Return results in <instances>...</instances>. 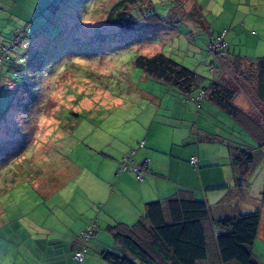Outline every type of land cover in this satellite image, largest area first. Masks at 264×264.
Wrapping results in <instances>:
<instances>
[{
    "label": "rangeland",
    "instance_id": "obj_1",
    "mask_svg": "<svg viewBox=\"0 0 264 264\" xmlns=\"http://www.w3.org/2000/svg\"><path fill=\"white\" fill-rule=\"evenodd\" d=\"M53 1L0 0V42L12 44L0 59V145L10 139L22 145L18 155L0 160V264L56 255L29 244L76 239L81 226L93 219L95 235L85 252L96 250L98 256L101 249L93 244L119 252L112 233L99 231L97 212L91 213L93 202L102 203L91 176L100 166L97 176L109 170L99 150L142 138L152 119L150 141L165 154L172 148L179 159L196 145V135L188 136L193 123L182 119L179 108L164 118L185 98L136 67L137 55L162 52L194 70L199 86L191 97L214 78L239 84L232 68L222 73L221 60L208 52L212 36L227 30L233 56H264V0H127L125 11L133 19L127 27L111 21L120 0H57L52 8ZM202 102L198 109L194 101L182 104L194 117L189 120L198 118L207 129L218 124L231 146H256L237 118L205 98ZM235 102L258 116L244 90ZM262 119L259 130L264 132ZM253 150L258 162L263 155Z\"/></svg>",
    "mask_w": 264,
    "mask_h": 264
},
{
    "label": "trees",
    "instance_id": "obj_2",
    "mask_svg": "<svg viewBox=\"0 0 264 264\" xmlns=\"http://www.w3.org/2000/svg\"><path fill=\"white\" fill-rule=\"evenodd\" d=\"M57 2L54 0L50 6L57 5ZM126 2H117L115 13L110 16L112 22L127 27L133 19L125 11ZM148 12L152 14L150 9ZM227 45L226 55L217 59L221 60V68H232V78L239 84L236 83L235 87L225 80L214 78L201 90L222 111L237 118L256 139L257 144L253 147L242 143L237 146L228 144L232 164L237 170L235 184L241 186L256 162L253 149L259 152L264 146V132L259 130L264 117V57L256 60L240 55L230 57ZM134 64L147 76L174 87L182 95H189L199 86L198 75L194 70L162 52L139 54ZM242 90L252 105H255L258 116L252 115L235 102L236 94ZM13 137L25 139L24 136ZM8 141L11 143L0 145V160L20 153L21 142L18 139ZM188 192L187 189H180L163 200L146 202L143 215L131 224L117 222L109 225L108 229L119 243L120 251L104 248L100 251L101 257L109 264H211L209 261L215 256L219 264H258L252 256L251 245L257 236L260 211L211 219L206 201L194 198ZM97 205L101 206V203ZM208 221L212 230L210 232Z\"/></svg>",
    "mask_w": 264,
    "mask_h": 264
},
{
    "label": "crops",
    "instance_id": "obj_3",
    "mask_svg": "<svg viewBox=\"0 0 264 264\" xmlns=\"http://www.w3.org/2000/svg\"><path fill=\"white\" fill-rule=\"evenodd\" d=\"M1 10L2 8H0ZM228 54L230 57H234L232 51H228ZM242 57L247 59L252 58L246 57L245 55ZM229 69L225 67L222 73H225V71L229 72ZM180 95L185 98V103L177 102L172 105L170 109L171 115L167 116L164 114V118H171L175 110L179 108L178 110L182 111L180 115L182 119L184 116L187 119L186 121L193 123L188 131V136L196 135L197 143L195 146L191 145L185 149V153H182L179 159H177L179 154L173 158V154H171L172 148L170 154H165L161 145L150 141L149 132L153 124V119L147 124L142 138H133L132 141L130 138L127 143L115 147V149L99 150L105 157L104 168L108 165L109 170L103 171L102 176H97L98 172L102 170L100 166L96 170V177L91 176L93 189L101 193L100 199H102L100 207L97 205L99 200L97 203H92L93 209L91 213L95 215L97 212L98 229L99 231H104L105 229L109 231L108 226L116 224L117 222L131 224L143 215L146 202L163 200L180 189H187L189 191L188 194L194 198L206 201L211 219L236 217L240 213L252 211L251 209L259 210L261 215L260 223L257 236L251 245V252L258 264H264V154L260 149L259 152L263 155L262 158L258 162H255L245 177L243 184L237 186L235 184L237 170L232 164L228 146L231 139L226 136L227 134L225 132L221 135V127L218 124L213 129H207L205 125L199 126L198 118H195L194 121L189 120V116L190 119L191 117L194 119V117L190 110L187 108L183 109V105L192 101H186V97H191V93H189V96ZM152 97L156 99L155 96ZM204 98L209 100L213 106H217L208 98V95L204 94L200 100V106L196 105L197 109L204 107L202 102ZM160 108L161 104L159 103ZM243 127L245 128V126ZM185 132H183L184 135ZM181 139L184 138L181 137L180 141ZM141 140H144L143 147L138 146V142ZM252 142L255 141L252 140ZM202 144H214L212 146L215 147H212L210 150H205ZM172 145L175 146L174 142H172ZM132 149L135 150L133 156L135 164H141L146 160V170L140 179L132 172L122 171L118 173L122 156ZM192 156L197 157L196 165L190 163ZM76 168L78 167L76 166ZM87 223L90 222L88 221ZM86 224L81 226L80 231ZM207 228L209 232L212 231L209 221L207 222ZM16 242H18L17 239ZM111 243L116 248L120 246L116 240L114 243ZM39 245L50 248V252L56 255H48L45 257L29 255L26 258H20V260L17 259L10 263L74 264L75 261L77 262L73 257V251L79 245L73 237L69 241H67V238H61L56 241H41L36 239L35 244L31 241L29 247H40ZM94 245L97 248L100 247L101 251L105 248L104 244H101V246L99 244ZM12 247L14 248V246ZM93 252V254L86 252L84 260L80 264H109L101 257L100 252L98 253L100 257L97 256L96 250ZM11 259L14 260L13 257ZM212 262L219 264L216 256L210 259L209 263L212 264Z\"/></svg>",
    "mask_w": 264,
    "mask_h": 264
},
{
    "label": "built area",
    "instance_id": "obj_4",
    "mask_svg": "<svg viewBox=\"0 0 264 264\" xmlns=\"http://www.w3.org/2000/svg\"><path fill=\"white\" fill-rule=\"evenodd\" d=\"M56 4H52V8L55 7ZM227 30H223L222 32L218 33L217 35H214L210 38V40L206 44V48L210 54H212L215 58H223L226 55V45L227 42L225 40ZM188 36H191V33L187 34ZM9 47L6 45H3L0 42V59L3 58L4 52ZM204 96V92L201 91L197 97H188L186 101L192 100L196 103L197 106H200V100ZM144 140H141L138 142L139 147H143ZM135 154V150L132 149L130 153L123 155L122 159L120 161V166L118 168V173L122 171H128L135 174V176L140 179L143 172L146 170V161H144L141 164H135L133 160V156ZM190 163L193 165L197 164V157L192 156L190 159ZM95 222L94 220L90 222L84 229L81 230L78 237L75 239L78 243L79 247L74 251L73 257L79 261L82 262L84 259L85 251H86V243L93 237L95 234Z\"/></svg>",
    "mask_w": 264,
    "mask_h": 264
}]
</instances>
